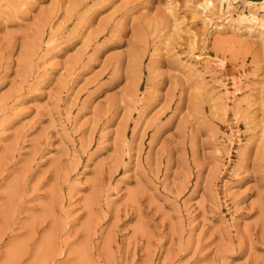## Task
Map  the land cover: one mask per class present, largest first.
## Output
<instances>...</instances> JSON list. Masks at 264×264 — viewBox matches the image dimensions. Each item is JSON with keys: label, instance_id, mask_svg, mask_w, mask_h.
Returning a JSON list of instances; mask_svg holds the SVG:
<instances>
[{"label": "rangeland", "instance_id": "obj_1", "mask_svg": "<svg viewBox=\"0 0 264 264\" xmlns=\"http://www.w3.org/2000/svg\"><path fill=\"white\" fill-rule=\"evenodd\" d=\"M0 264H264V0H0Z\"/></svg>", "mask_w": 264, "mask_h": 264}]
</instances>
